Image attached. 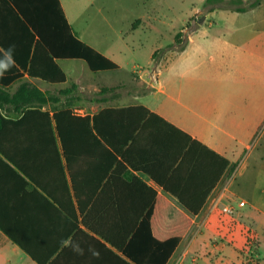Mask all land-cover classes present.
Instances as JSON below:
<instances>
[{"label":"crops","instance_id":"1","mask_svg":"<svg viewBox=\"0 0 264 264\" xmlns=\"http://www.w3.org/2000/svg\"><path fill=\"white\" fill-rule=\"evenodd\" d=\"M59 1L74 36L117 67L93 71L83 59L56 58L66 82L49 83L29 77L15 62L0 77V91L13 93L24 82L60 90L68 82L66 61H84L96 73L124 70L127 80L98 83L102 89L94 91L101 94L92 96L82 114L73 113L89 117L91 126L99 118L109 144L94 128L76 129L63 142L53 120L59 109L51 104L42 106L48 122L32 113L25 128H0V135L12 137L10 160L0 153V264H177L185 249L191 264H222L215 251L224 253L227 245L211 241L223 227L219 205L231 196L246 139L264 119V48L251 42L260 34L178 35L174 48L154 51L150 68L137 71L133 65L128 71L82 40ZM48 2L0 0V59L10 56L9 45H15L13 54H27L20 7ZM104 88L117 89L102 93ZM105 109L123 111L103 114ZM0 115L22 118L11 106L1 107ZM204 195L197 214L180 201ZM253 209H237L235 216L256 233L254 258L264 264V207ZM73 241L84 255L71 250ZM198 248L205 254L197 260ZM234 249V262L244 264Z\"/></svg>","mask_w":264,"mask_h":264},{"label":"rangeland","instance_id":"2","mask_svg":"<svg viewBox=\"0 0 264 264\" xmlns=\"http://www.w3.org/2000/svg\"><path fill=\"white\" fill-rule=\"evenodd\" d=\"M244 1L247 4L251 0ZM63 3L73 28L82 40L112 56L128 71L133 65L137 71L150 68V58L155 50L160 53L174 48L181 41L179 37L194 31L214 35L256 33L260 35L251 41L253 46L264 48V6L255 7L253 12H237L238 5L230 0H63ZM62 66L68 75V82L60 90L74 83L78 84V88L73 93L74 99H63L60 104L50 106L56 109H85L92 96L101 94L94 91L101 90L100 85H107L116 78L127 80L124 70L112 74L96 73L84 61H66ZM60 90L54 89L52 92L58 93ZM229 188L231 196L227 194L220 202L221 211L228 204H233L235 211L241 209L249 214L256 213L254 204L264 207V119L258 121L252 135L246 139ZM240 199L247 204L238 208ZM235 211L231 214L222 211L218 218L223 226L222 231L211 241L212 244L221 242L227 245V249L224 253L215 251L219 255L217 262L226 264L227 259L231 258L232 264H236V248L241 251L244 264H256L253 254L256 233L249 222H242L240 217L235 216ZM261 242L264 249V240ZM185 250L177 264H191ZM196 251L194 258L197 260L205 254L202 248Z\"/></svg>","mask_w":264,"mask_h":264},{"label":"trees","instance_id":"3","mask_svg":"<svg viewBox=\"0 0 264 264\" xmlns=\"http://www.w3.org/2000/svg\"><path fill=\"white\" fill-rule=\"evenodd\" d=\"M208 1H224V0H208ZM235 5H238L235 11L246 12L259 6L261 0L249 1L247 4L244 0H230ZM46 7L35 6L34 8L20 7L24 20L20 18L21 23L26 27L29 33V45L26 55H15V62L27 72L31 78H40L49 83H64L66 82V74L55 62L56 58H78L85 60L91 70H104L116 68V64L106 59L103 55L97 52L94 48L86 45L81 40H78L74 34L72 27L65 18L64 11L59 0H49ZM244 6H241V5ZM240 6V7H239ZM31 27V29H30ZM33 30V31H32ZM33 46V47H32ZM33 49V50H32ZM77 85L60 90L58 93L42 91L32 83L24 82L17 89L10 93L8 91H0V108L11 106L15 112L21 113L22 118L18 121L7 120L0 115V128L12 129L15 127L25 128L29 120V114H40L48 122L50 120L48 112L42 111V106L51 104H60L63 99H74L73 93L77 90ZM109 90L104 88L102 93ZM123 111L105 109L103 114ZM97 119L93 118L94 126H91L89 117H75L69 107L61 108L53 114V120L56 124V129L61 136L63 142L69 140L74 135V131L85 130L89 131L94 128L100 138L107 144L109 141L107 136L102 133L101 127L97 124ZM10 135H0V153L10 160L7 146L11 144ZM228 163V162H227ZM207 195L200 200L194 198L185 200L180 197V201L194 214H197L205 202Z\"/></svg>","mask_w":264,"mask_h":264},{"label":"clouds","instance_id":"4","mask_svg":"<svg viewBox=\"0 0 264 264\" xmlns=\"http://www.w3.org/2000/svg\"><path fill=\"white\" fill-rule=\"evenodd\" d=\"M14 50L15 45H9L8 51L10 53H14ZM14 66L15 60L13 55L8 56L7 58L0 59V77H3L7 72L11 71ZM69 246L76 255H84V249L81 247L79 242L73 241ZM89 251L95 256L99 255L98 252L92 250L91 248L89 249Z\"/></svg>","mask_w":264,"mask_h":264},{"label":"built area","instance_id":"5","mask_svg":"<svg viewBox=\"0 0 264 264\" xmlns=\"http://www.w3.org/2000/svg\"><path fill=\"white\" fill-rule=\"evenodd\" d=\"M72 112L75 114V115H80L83 113V109H78V108H75V109H72ZM245 206V202L244 201H239L238 204H237V207L238 208H241V207H244ZM222 211L226 214H231L235 211V207L231 204H228L226 206H224L222 208Z\"/></svg>","mask_w":264,"mask_h":264}]
</instances>
